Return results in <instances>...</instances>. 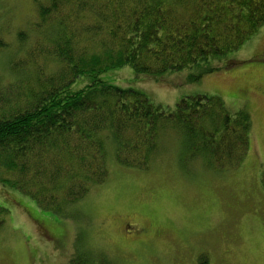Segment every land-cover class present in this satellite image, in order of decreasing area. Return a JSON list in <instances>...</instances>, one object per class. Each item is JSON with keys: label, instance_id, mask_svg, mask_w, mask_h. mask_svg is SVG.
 I'll use <instances>...</instances> for the list:
<instances>
[{"label": "trees", "instance_id": "trees-1", "mask_svg": "<svg viewBox=\"0 0 264 264\" xmlns=\"http://www.w3.org/2000/svg\"><path fill=\"white\" fill-rule=\"evenodd\" d=\"M32 2L36 45L12 60L9 78L0 75V184L40 210L70 217V207L107 181L111 161L148 169L169 132L180 138L184 162L201 160L216 171L241 167L253 130L246 108L233 112L219 95L165 108L101 76L123 66L155 78L198 68L189 78L198 81L219 70L212 60L264 26V0ZM8 47L0 32V50ZM81 77L91 82L73 90ZM9 213L0 204V228ZM74 251L69 264H115L107 255Z\"/></svg>", "mask_w": 264, "mask_h": 264}, {"label": "rangeland", "instance_id": "rangeland-1", "mask_svg": "<svg viewBox=\"0 0 264 264\" xmlns=\"http://www.w3.org/2000/svg\"><path fill=\"white\" fill-rule=\"evenodd\" d=\"M37 20L32 0H0V32L9 43L0 50V75L9 78L12 60L34 48ZM20 31L28 34L23 40ZM212 64L219 70L198 81L189 79L198 68L155 78L130 66L101 79L165 108L195 95H219L233 112L246 108L253 130L241 167L216 171L201 160L184 162L180 138L169 132L148 169L111 161L107 181L70 207V217L40 210L0 184V204L10 210L0 228V264H69L75 249L115 264H264V26ZM90 82L81 77L72 88Z\"/></svg>", "mask_w": 264, "mask_h": 264}, {"label": "flooded vegetation", "instance_id": "flooded-vegetation-1", "mask_svg": "<svg viewBox=\"0 0 264 264\" xmlns=\"http://www.w3.org/2000/svg\"><path fill=\"white\" fill-rule=\"evenodd\" d=\"M143 229H140L139 227H138V229H137V232H141Z\"/></svg>", "mask_w": 264, "mask_h": 264}]
</instances>
